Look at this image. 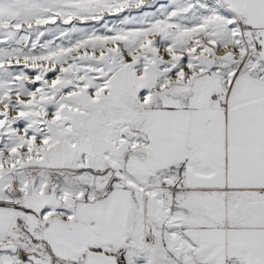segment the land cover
<instances>
[{
	"label": "snow or ice",
	"instance_id": "6c2138e0",
	"mask_svg": "<svg viewBox=\"0 0 264 264\" xmlns=\"http://www.w3.org/2000/svg\"><path fill=\"white\" fill-rule=\"evenodd\" d=\"M0 264H264V0H0Z\"/></svg>",
	"mask_w": 264,
	"mask_h": 264
}]
</instances>
